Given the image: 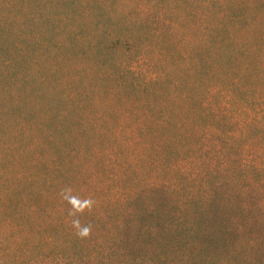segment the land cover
Masks as SVG:
<instances>
[{"label":"rangeland","instance_id":"rangeland-1","mask_svg":"<svg viewBox=\"0 0 264 264\" xmlns=\"http://www.w3.org/2000/svg\"><path fill=\"white\" fill-rule=\"evenodd\" d=\"M90 6V0H0V155L8 153L16 168L60 162L73 170L67 186L96 201L80 217L92 227L81 239L70 226L67 202L53 215L54 201L42 196L7 200L17 206L10 216L49 202L52 241L35 249L24 244L31 254L16 248L2 258L17 264H264V180L248 178L253 160L216 129L200 135L187 170L179 166L169 181L163 174L144 186L135 211L118 216L101 209L100 201L128 181L110 180L111 169L99 164L94 150L85 154L81 134L55 115L85 89L92 100L104 91L93 44L115 30L101 32ZM116 13L109 28L116 27ZM131 66L143 73L147 64ZM155 204L160 211L152 210ZM34 254L41 255L30 259Z\"/></svg>","mask_w":264,"mask_h":264},{"label":"trees","instance_id":"trees-1","mask_svg":"<svg viewBox=\"0 0 264 264\" xmlns=\"http://www.w3.org/2000/svg\"><path fill=\"white\" fill-rule=\"evenodd\" d=\"M101 3L116 4L108 9L90 0L100 31L115 30L93 44L102 97L92 100L85 89L55 111L60 124L81 134L82 151L94 150L99 164L111 169L110 180L128 181L111 190L100 208L118 216L135 211L144 186L163 174L169 181L179 166L187 170L189 152L211 129L253 160L248 178L264 180V0ZM112 10L118 17L113 29L107 24ZM141 61L147 64L143 73L131 66ZM7 157L0 155V264H17L2 257L16 248L31 254L24 244L35 249L37 242L49 243L51 211L48 202L10 216L17 206L7 200L42 196L54 201L53 215L60 214L66 201L59 192L69 187L73 170L57 161L16 168ZM152 210L160 208L155 204Z\"/></svg>","mask_w":264,"mask_h":264},{"label":"clouds","instance_id":"clouds-1","mask_svg":"<svg viewBox=\"0 0 264 264\" xmlns=\"http://www.w3.org/2000/svg\"><path fill=\"white\" fill-rule=\"evenodd\" d=\"M59 195L70 205L68 215L72 217L70 226L73 228L75 235L81 239L89 238L92 227L90 224H82L80 217L86 212L90 213L94 209L96 201L92 197L82 198L75 194L70 186L62 188Z\"/></svg>","mask_w":264,"mask_h":264}]
</instances>
